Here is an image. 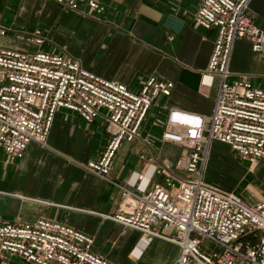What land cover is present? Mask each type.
<instances>
[{
  "label": "built area",
  "instance_id": "built-area-1",
  "mask_svg": "<svg viewBox=\"0 0 264 264\" xmlns=\"http://www.w3.org/2000/svg\"><path fill=\"white\" fill-rule=\"evenodd\" d=\"M84 16L105 10L100 0H55ZM252 0H199L195 23L217 30L215 48L204 81L218 79L210 115L171 107L160 140L183 149L175 161L155 158L148 173H135L120 184L122 201L112 218L141 232L148 246L155 238L176 244L174 264H264V198L251 204L235 190L206 181L214 141L227 144L253 170L264 168V88L250 77L232 81L230 62L237 40L264 53V30L250 14ZM11 30L1 28L0 34ZM46 42L41 28L24 35ZM175 83L155 75L132 89L86 69L64 53H29L0 46V145L16 158L32 142L48 146L60 109L75 112L86 123L107 122L109 139L99 157L85 169L109 180L123 142L137 139L160 97H170ZM164 175L165 181L150 184ZM210 242L217 250L204 249ZM94 238L62 221L0 222V256L29 264H117L94 250ZM141 251V250H140ZM155 264V263H152Z\"/></svg>",
  "mask_w": 264,
  "mask_h": 264
},
{
  "label": "crops",
  "instance_id": "crops-1",
  "mask_svg": "<svg viewBox=\"0 0 264 264\" xmlns=\"http://www.w3.org/2000/svg\"><path fill=\"white\" fill-rule=\"evenodd\" d=\"M100 1L105 5L103 13L84 16L55 0H0V25L5 13L13 16L0 29L16 33V37L0 34V46L64 53L84 68L132 89L155 75L173 81V93L157 99L137 139L123 142L109 180L84 167L107 146L108 122L102 116L86 123L75 112L60 109L48 146L32 142L21 159L8 155L0 145V222L58 220L89 234L94 250L117 264H174L180 253L176 244L155 238L142 250L141 232L112 217L122 201L120 184L129 183L135 173H148L155 158L175 162L182 155L181 147L160 140L168 109L211 114L218 79L210 85L204 74L217 30L196 25L199 0ZM250 14L264 30V0H252ZM37 28L46 35L42 45L24 36ZM230 71L232 81L247 76L264 88V53H256L248 40H237ZM164 181L165 176L159 175L150 184ZM0 264L29 263L6 254L0 256Z\"/></svg>",
  "mask_w": 264,
  "mask_h": 264
},
{
  "label": "rangeland",
  "instance_id": "rangeland-1",
  "mask_svg": "<svg viewBox=\"0 0 264 264\" xmlns=\"http://www.w3.org/2000/svg\"><path fill=\"white\" fill-rule=\"evenodd\" d=\"M11 18L13 16L10 15V12L5 13L0 27H3ZM19 26L22 25L19 24ZM8 35L16 37V33L11 31ZM211 153L213 155L210 156L206 173L207 182L217 183L222 188H227V190H235L251 204L264 198V168L260 171L253 170L247 162L242 161L236 154L231 152L229 146L220 142H216L214 146L212 145ZM250 198H256V200L251 201ZM203 247L208 251L217 250V247L210 242L204 243Z\"/></svg>",
  "mask_w": 264,
  "mask_h": 264
}]
</instances>
